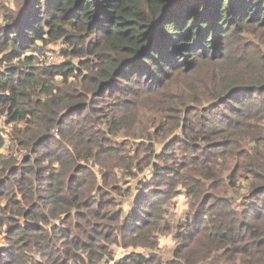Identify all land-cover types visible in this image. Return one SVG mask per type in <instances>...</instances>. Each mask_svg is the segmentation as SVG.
Listing matches in <instances>:
<instances>
[{
	"label": "trees",
	"instance_id": "trees-1",
	"mask_svg": "<svg viewBox=\"0 0 264 264\" xmlns=\"http://www.w3.org/2000/svg\"><path fill=\"white\" fill-rule=\"evenodd\" d=\"M1 116L0 264H264V0H0Z\"/></svg>",
	"mask_w": 264,
	"mask_h": 264
},
{
	"label": "rangeland",
	"instance_id": "rangeland-1",
	"mask_svg": "<svg viewBox=\"0 0 264 264\" xmlns=\"http://www.w3.org/2000/svg\"><path fill=\"white\" fill-rule=\"evenodd\" d=\"M53 47L58 48L59 45H54ZM56 60H57V58L54 55H49L48 57L45 58V62H47V63H53ZM3 120H4V117L1 116L0 117V127L1 128L4 126ZM161 146H162V144L158 145L159 148ZM4 152L6 154H9L8 150H6ZM132 201H133V198H130L125 203V207H126L127 210H130L132 208ZM174 203H175L174 204V209H173V212L175 213L174 215L175 216H180L185 211V209L187 208V197H186V195L180 194L179 196L176 197ZM2 242H3V240L0 239V243H2ZM174 244H175V242H174V239H173L172 235L161 237L160 247H161V251H162V253H163V255L165 257L170 256L171 249H172ZM117 253H118V255L116 256V258H119L121 256L120 254H122V253L124 254V253H126V251L120 249V250H118ZM107 264H115V262L111 261L110 263H107Z\"/></svg>",
	"mask_w": 264,
	"mask_h": 264
}]
</instances>
